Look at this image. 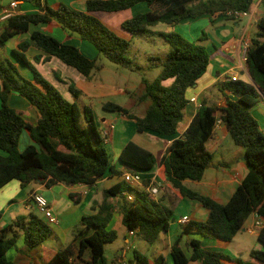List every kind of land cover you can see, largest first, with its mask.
<instances>
[{
  "label": "trees",
  "instance_id": "trees-1",
  "mask_svg": "<svg viewBox=\"0 0 264 264\" xmlns=\"http://www.w3.org/2000/svg\"><path fill=\"white\" fill-rule=\"evenodd\" d=\"M14 1L29 2L37 11L14 13L8 18L0 33V45L15 35L27 33L30 26L45 24L49 28L56 24L122 68L131 67L128 48L133 36L145 35L150 27L159 24L171 27L170 31L158 34L169 46L163 58L152 59L160 65L159 74L151 82L141 80L143 89L137 101L145 105L143 115L138 117L111 101L101 103L103 110L122 114L133 121L136 132H148L159 137L175 135L183 119V109L189 102L188 91L206 72L210 61L209 53L200 44L201 37L189 42L174 32V26L180 21L203 15L210 21L216 15L233 20L226 15L228 11L247 12L253 3V0H87L85 11H78L64 4L52 9L41 4V0ZM139 3L145 4L149 10L123 20L119 33L93 14L119 12ZM155 5H159L158 10L154 9ZM256 26L257 31L250 38L244 57L250 81L227 78L218 82L216 86L224 97L223 105L200 102L184 131L165 145L164 153L158 159L132 140H128L119 151L118 161L129 171L143 172L155 164L162 166L172 187L181 196L198 202L206 211L205 220H189L183 224L169 248L172 264H188L196 260L201 264H264V225L256 235L261 249L249 253L254 262L231 259L221 252L203 248L198 238H191L187 243L189 255L179 245L184 234L228 243L251 214L264 219V135L253 116L262 102L257 88L264 95V17L256 22ZM31 47L38 53L28 59L26 52ZM10 54L25 75L10 61H0V188L13 180L18 181L21 188L31 183L46 188L57 183L93 187L107 173L109 176L118 175L110 163L104 138L95 127L91 109L87 106L80 108L75 101L67 100L34 66L55 58L89 81L91 72L98 69L96 57L88 58L75 45L61 42L39 30L29 32ZM55 79L67 85L68 92L75 98L82 94L73 83H64L56 75ZM167 79L171 80L170 85L163 86L161 82ZM12 94L24 99L35 110L34 124L25 121L22 114L10 105ZM218 120L233 144L243 150L248 168L223 204L183 184L185 180L199 181L211 164L213 152L208 149L207 142ZM22 132L28 135L31 143L19 150ZM123 192L132 199L127 200ZM148 194L122 180L104 189L101 203L92 206L96 212L83 216L81 227L72 240L43 264H75L85 253H88L86 264H105L103 245L115 238V232L108 228L115 210L127 231H133L145 243L153 244L161 232L167 231L172 211L153 201L149 204L146 200ZM68 196L77 201L72 194ZM111 198H116L118 203L112 204ZM7 232L10 236L6 235ZM19 236L25 250L29 251L50 238L52 230L34 213L16 218L0 231V264H11L6 252L14 247ZM115 261L116 256L113 264ZM149 262V258L136 249L132 250V257L128 260V264ZM153 264L166 263L161 255H157Z\"/></svg>",
  "mask_w": 264,
  "mask_h": 264
},
{
  "label": "crops",
  "instance_id": "crops-1",
  "mask_svg": "<svg viewBox=\"0 0 264 264\" xmlns=\"http://www.w3.org/2000/svg\"><path fill=\"white\" fill-rule=\"evenodd\" d=\"M86 1L87 0H41V4H46L52 9H56L60 4H64L71 9L85 11ZM11 2L16 3L15 13L25 14L37 11V8L35 6L26 1L9 0L7 3H4L3 0H0V7L7 6ZM147 10H149V8L145 4L139 3L130 9L122 10L119 12L128 14L126 16L127 18H121L126 20L136 13L144 12ZM101 13L105 12H96L93 14L98 18V15H101ZM219 16L220 15L213 16L212 20L210 21L208 16L203 15L195 19H189V21L185 23L184 26L181 25L183 21H180L174 26V29H176L178 26L183 27L181 28V33H194L196 31V28L202 24L203 27H206L211 31L213 37H216L219 45H225L224 49L221 48V50L217 47L213 48L214 51L210 56V61L206 72L200 77L196 85L193 87L199 88L198 92L193 95L190 93V91H188L189 102L183 109V119L180 122L183 125L182 127H179L180 123L178 124L177 131L174 136L159 137L148 132L138 133L136 132L134 122L130 120V126H128L123 119L127 118L119 113H115V117L112 118H102L100 116H96L93 111L95 107H93V105L91 104L92 101L90 99L92 96L97 95V90H95L96 88H92V90H86L85 87L88 86H85L84 88H82L83 90L81 88L79 89L83 94H81L83 97L82 107H89L91 109L94 123L95 120L99 122L97 126L95 123V127L97 128L98 132L108 131L109 135H107L105 147L107 153V147L109 149L112 148V150L110 149V153L112 156L111 165L113 166L115 171L118 172V175L109 176V174L107 173V175H105L104 178L98 180V182L93 187H87L81 184L74 186H65L63 184L57 183L50 188H46L40 184L31 183L28 186L21 188L18 181H10L2 186L0 188V231L5 229V227L13 222L16 218L20 216H26L29 213H34L32 206L34 205L32 201V195L35 193H40L46 198L51 211L57 218V224L52 225L54 227V230L52 231V236L50 237V239H48V243L46 245L50 249V252H48L50 253L49 256L44 255L43 248H45L44 244L46 242L44 241L38 246V254L32 255V257H30L29 254H26L27 251L24 248L22 237L19 236V238H17L15 242L14 247L10 248L7 251H12L14 253V255L11 256L12 260H9L11 264H43L44 262H46L56 250L63 248L69 241L72 240L75 233L73 232V229H78L77 227L79 223H81L82 217L86 216L85 214L93 215L96 212V210L92 209V206L101 203L103 199V196L95 197L97 195L96 185L103 182L105 179L114 177V182L106 187L109 188L114 183L121 181L122 175L127 172L131 174H140L143 184L144 182L147 183L146 185L144 184L145 186H156L157 193L154 195L149 194L153 199L152 201L155 202L158 206L168 208L172 211V222H169L167 231L161 232L156 238V242L154 241L155 243L153 242V244L150 245L154 246L151 254H145L149 258V264H153V259L157 255H161L164 258L166 264H172L169 248L173 240L181 232L183 224L179 223L180 218L182 216H187L188 221H196L195 219L203 220L206 218V211L204 209L201 211L198 205L192 203V200L189 201L188 198L181 196L179 192L174 187H172V185L165 178L162 166L155 164L148 171L133 172L129 171L126 165L121 164L118 161L117 157L123 145L128 140H132L138 145L149 150L156 157V159H158L163 155L165 145H168L173 138L179 137L184 131L191 118L196 113L200 102L205 101L209 105H223L224 97L222 95L220 98H218V101L215 102L216 104H210V101L208 99V97L210 98L212 95L214 96V98L217 97L216 93H211L210 89L214 91L213 87H215L218 82L226 80L227 78L250 81L245 71L244 60L242 57V42H247L248 44L250 43V38L255 33L253 30H248L251 22L254 21V23L256 24V22L261 17H264V0H253L252 5L247 11V16H245L246 18L233 20L235 29H232L227 24V22L225 21L226 19L223 16H221L222 19H217V17ZM121 19L118 20V22L115 21L114 24H105L110 28L115 27L117 29L120 23L123 21ZM243 20L244 23L242 24ZM4 23L5 21L0 22V33L3 29ZM162 28L164 29L159 30L169 31L171 27L164 25ZM33 30H39L41 32L49 34L61 42L73 44L78 47L81 53L86 57L93 58L94 52L92 47L79 40L77 37L68 35V33L62 30L58 25L52 24V26L48 28L45 24H39L37 26H30L27 33L15 35L6 40L4 45H0V61H10L12 64L18 67L19 71L23 73V75H25L23 68H21L16 63V61L10 54V51L12 49H16L17 44L20 41L26 39L28 37V33ZM199 37H201L203 40L213 39V37L210 38L206 35L199 36L198 34H195L194 39H198ZM37 53L38 51L31 47L27 50L26 56L28 59H30ZM51 61H53V58H51L49 62ZM34 66L36 67V69L38 68V64H34ZM46 79L50 81L48 78ZM89 93L92 95H90ZM192 98H194V101H190ZM9 100L10 105L22 114V117L25 119V121L30 124H34L37 117L36 112L24 99L15 94H12L10 95ZM14 101L19 103L18 106H15L16 104H13ZM259 111L260 113H258ZM143 113L133 114L139 117L142 116ZM119 115H121L123 118L119 117ZM253 116L258 120L259 128L261 130L260 122H264L263 100L261 102L260 108L255 113H253ZM22 134H25L27 136L26 138H28V135L25 132H22ZM121 134H125V138H123ZM227 136L228 135L224 129V126L221 123L216 122L213 128L212 137L207 142L208 149L213 152L211 164L205 169L202 178L199 181L185 180L183 182V184L190 190L207 196L219 204H223L230 198L236 186L240 183L241 179L248 170L245 161L242 160V157L244 155L241 148L235 145L237 149H230L227 153L221 152L223 150V144L226 141ZM28 139L26 140V144L31 143L30 139L29 141ZM220 146H222V149L219 148ZM217 154H219V157L216 159L215 157ZM116 159L117 161H115ZM69 194H72L77 201H72V199H70V197L68 196ZM110 202L114 205L118 203L116 198H111ZM174 209L184 211L181 212L176 220L173 219ZM188 211H194V214L192 215ZM115 213H118L117 210L114 211L112 218L114 217ZM254 218V214H251L245 220L241 229L228 243H220L215 240L200 238L199 236L193 234H184L180 238L179 245L180 247H182V249H184L186 254L189 255L190 250L187 248V243L191 238H198L203 248L221 252L231 259L241 258L245 261L254 262V260L249 256L250 251L261 249V245L256 239L258 229L253 228ZM66 220H70V222H72V224L69 225V228L64 227V221ZM173 223L177 224L179 226V229H175L176 233H174V237H168L169 230L172 227ZM161 234H164V236L166 234L167 239H163L164 245L162 246L157 244V240ZM6 235L10 236L8 232ZM131 238L133 237H128L127 230L125 229L124 233L122 234V240L124 242L131 243L129 242L131 241ZM163 250L165 251V254H163ZM87 260L88 253H85L80 260H76L75 264H86ZM126 261L128 264V260ZM188 264L201 263L196 260L190 261L188 262Z\"/></svg>",
  "mask_w": 264,
  "mask_h": 264
},
{
  "label": "rangeland",
  "instance_id": "rangeland-1",
  "mask_svg": "<svg viewBox=\"0 0 264 264\" xmlns=\"http://www.w3.org/2000/svg\"><path fill=\"white\" fill-rule=\"evenodd\" d=\"M8 1L9 0H3L4 3H7ZM154 9L158 10L159 5H155ZM127 15L128 14H126L124 12L101 13V15L100 14L98 15V18L101 21L103 20L102 22H104V24L106 23V24L110 25V24H114L115 21L118 22V20H120L121 18H127L126 17ZM244 18H246V17H243L241 19H244ZM217 19H222V18H221V16H219V17H217ZM121 20H124V19H121ZM186 20H183L181 25L184 26V24L189 21V19H186ZM225 21L227 22V24L232 29H235L234 24H233L234 23L233 20L226 19ZM243 23H244V20L242 21V24ZM163 26L164 25L159 24L157 26L150 27L149 32L147 34L135 35L130 39V45L128 48V57L131 60V67H129V68H122L120 66H117V65L111 63L102 55L97 54L95 52V50L92 48L93 52H94L93 58L96 57V65L98 66V69H94L91 72V79L89 81H86L74 69L63 65L59 60H57L55 58H53V61H51L49 63L38 64L37 70L39 71V73L43 77L48 78L52 82V84L58 88V90L63 94V96L67 100L75 101V103L80 108L82 107V104H83L82 103L83 102L82 101L83 100V97H82L83 94L81 96H78L77 98H75L73 95H71L68 92L67 85L62 84L61 82H58L55 79V75L60 77V79L64 83H73L77 89H80V88L82 89L85 86H88V87H85L86 90H92V88L93 89L96 88L95 90H97V95L92 96L90 98L92 101L91 104L93 105V107H95L93 111H94V114L96 116H100L102 118L115 117V113L105 111V110L100 108V104L103 103L104 101H111V102L117 103L119 105H122L134 114H142L145 105L143 103H139L137 101V98L140 96L142 89H143V84H142L141 80L143 79V80H146L148 82H151L157 77V75L160 72V65H158L156 60H152V59L153 58H163L164 55L167 53L168 48H169L168 44L161 38V36L158 35L160 32H166V30H162V31L159 30V29H164L165 27L162 28ZM112 28L117 33H119V31H121L119 29V26L117 29L115 27H112ZM181 28H183V27L178 26L176 29H174V28L173 29H174V32L181 35L184 39H186L189 42H195V40H196V39H194L195 34H198L199 36H202V35L205 36L206 35L210 38L213 37L211 31L208 28L203 27L202 24L196 28V31L194 33H192V32L181 33ZM248 30H253L254 32L257 31V26L254 23V21L251 22ZM73 36L77 37L75 35H73ZM83 42L90 46V44H88L86 41H83ZM200 44L205 47V49L207 50V52L209 53L210 56H211L212 52L214 51V49H213L214 47H217L220 50H221V48L224 49V47H225V45H219L218 41L216 40V37H213V39L202 40V42H200ZM18 71H19V69H18ZM170 83H171L170 79H167V80H164L161 82V84L163 86H169ZM213 89H214V91L212 89H210V91H211V93L215 92L217 97L214 98L213 95L210 98L208 97L210 104L211 103L216 104L215 102L218 101V98L221 97V94L218 92V90H216L217 87L215 86V87H213ZM198 90H199V88H192L189 91L191 94L194 95V94H196V92H198ZM90 95H92V94H90ZM88 97H90V96H88ZM190 101H194V98H192ZM13 104H16L15 106H18L19 103L14 101ZM92 105H91V108H92ZM258 113H260V111ZM119 117H122V116L119 115ZM123 119L126 122V124L128 126H130V120H127L125 118H123ZM98 120H99V118H98ZM95 123H96V126L99 124V122L97 120H95ZM111 123H113V122H111ZM263 123H262V121L260 122V127H261L260 131L264 135V124ZM182 125L183 124L180 123L179 127H182ZM99 133L102 136V132L99 131ZM107 135H109V134H107ZM125 136H126L125 134L122 135L123 138H125ZM26 137L27 136L25 134H22L20 136V139L18 142L19 150H22L27 145L26 140L28 138H26ZM28 141H29V139H28ZM113 141H115V140H113ZM219 148L222 149V146H220ZM107 149H108V154H109V160L111 163L112 162V156L110 153V149L112 150V148L109 149L107 147ZM230 149H237V147L233 144V142L231 141L229 136H227L226 141L223 144V150L221 152L227 153ZM218 157H219V154H217L215 158L217 159ZM115 161H117V159ZM13 181H15V180H13ZM113 182H114V177L110 178V179H105L103 182L96 185L97 195L95 197L102 196V192H103L104 188L108 187ZM146 200L150 204L153 199L148 194L146 196ZM189 201H191V200H189ZM192 203L195 205H198L199 209L201 211L203 210V208L199 205L198 202L192 200ZM32 206H33L34 214L46 223L45 215L40 213L37 209H35L34 205H32ZM181 212H184V211L174 209L173 219L176 220V218L179 217ZM188 212L191 213L192 215L194 214V211H188ZM85 215L88 216L89 214H85ZM195 220L196 221H203L205 219H203V220L195 219ZM71 224H72V222H70V220L64 221V227H66V228H69V225H71ZM49 227L52 231L54 230V227L52 225H49ZM80 227H81V223H79L77 228L79 229ZM108 228L112 229L115 232V238H114V240L107 242L103 245V257L105 260V264H112L113 258L115 256L117 257L119 255H123L124 252H125L124 253V260L117 261V259H116L115 264H127L126 260H129L132 257V250L133 249L141 251L142 253H144L146 255L151 254V251H152L154 246H150L149 244L142 241L139 237L133 236V238H131V241H129L131 243L124 242L122 240V234L124 233L125 228L121 224L119 213L114 214V217L112 218V220L108 224ZM175 229L178 230L179 226L177 224L173 223L172 227L169 230L168 237H172L174 235V233H176ZM73 232H76V229H73ZM48 239H50V238H48ZM48 239L44 240L46 242L44 244L45 248H43L44 249V251H43L44 255H46V256H49V254H50V253H48V252H50V249L48 248V246H46L48 243L47 242ZM163 239L167 240L166 234H165V236H164V234L160 235V237L157 240V244L160 246L164 245ZM157 244H156V246H157ZM38 251H39V248L37 247L36 249H33V250L32 249L29 251L27 250L26 254L27 255L29 254V256L32 257V255L38 254ZM163 254H165L164 250H163ZM12 255H14V253L12 251L7 252L6 258L11 261ZM120 259H122V258L120 257Z\"/></svg>",
  "mask_w": 264,
  "mask_h": 264
},
{
  "label": "built area",
  "instance_id": "built-area-1",
  "mask_svg": "<svg viewBox=\"0 0 264 264\" xmlns=\"http://www.w3.org/2000/svg\"><path fill=\"white\" fill-rule=\"evenodd\" d=\"M15 6H16V3L11 2L7 6L0 7V22L6 21L8 18H10L15 13ZM226 15L231 17L233 20H237L239 18L247 16V12H244V11H228L226 13ZM249 44L247 42H242L243 60H244L245 53H246V50H247ZM217 123H221V122L218 120ZM107 134H108V131L102 132V136H103L105 142L107 141ZM121 179L128 186H131L133 188H139V190L146 191L150 195H154L157 193V187L156 186H151V185L144 186V184L142 182V178H141L140 174H138V173H133V174H131L129 172L124 173L122 175ZM122 194L125 195L127 200L132 199L131 196L128 194H125L124 192ZM32 201H33L36 209L40 213L45 215L46 223L48 225L57 224V218L53 214V212L51 211L49 204H48V201L46 200V198L42 194H40V193L33 194L32 195ZM254 216H255V218H254L253 228L259 229L264 225V220H263V218L257 216L256 214H254ZM187 222H188L187 216H182L179 220L180 224H185ZM134 235L135 234L133 231H127L128 237H133ZM120 257L122 259H120ZM116 259H117V261L124 260V253H123V255L117 256Z\"/></svg>",
  "mask_w": 264,
  "mask_h": 264
},
{
  "label": "water",
  "instance_id": "water-1",
  "mask_svg": "<svg viewBox=\"0 0 264 264\" xmlns=\"http://www.w3.org/2000/svg\"><path fill=\"white\" fill-rule=\"evenodd\" d=\"M170 30H171V28H170ZM257 91L259 92V94H260V95H261V97H262V100L264 101V95L262 94V92L260 91V89H259V88H257ZM242 160H244V161H245V157H244V156L242 157ZM93 204H95V203H93ZM170 222H172V220H171Z\"/></svg>",
  "mask_w": 264,
  "mask_h": 264
}]
</instances>
